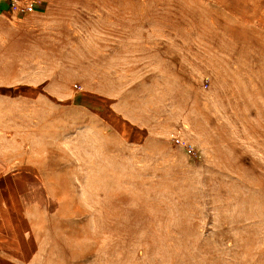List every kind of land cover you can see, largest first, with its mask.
Returning <instances> with one entry per match:
<instances>
[{
    "label": "rangeland",
    "instance_id": "374dc122",
    "mask_svg": "<svg viewBox=\"0 0 264 264\" xmlns=\"http://www.w3.org/2000/svg\"><path fill=\"white\" fill-rule=\"evenodd\" d=\"M44 3L0 19L8 137L56 197L28 264H264V0Z\"/></svg>",
    "mask_w": 264,
    "mask_h": 264
},
{
    "label": "crops",
    "instance_id": "0c3cea01",
    "mask_svg": "<svg viewBox=\"0 0 264 264\" xmlns=\"http://www.w3.org/2000/svg\"><path fill=\"white\" fill-rule=\"evenodd\" d=\"M45 5L43 3L34 12L21 15L22 21L19 22L7 19L6 11L10 14V10L6 3L0 1V19L6 23V32L23 30L24 24L33 22L39 16L38 13L44 11ZM8 16L15 18L11 14ZM2 66L0 64V264H28L32 259V251L25 244L26 212L45 211L56 203V197L52 195L40 165L38 166L34 158L26 159L23 145L18 144V138L13 140L8 137L10 133L14 131L16 134L17 131L14 127H9L8 114L11 113L14 118V114L18 117L22 113L17 109L15 112L10 111L7 103L13 102L10 99L24 102V97L18 94L15 97L9 96L7 92L12 85L7 79H3ZM22 83L18 82L16 86Z\"/></svg>",
    "mask_w": 264,
    "mask_h": 264
},
{
    "label": "built area",
    "instance_id": "2783aa9c",
    "mask_svg": "<svg viewBox=\"0 0 264 264\" xmlns=\"http://www.w3.org/2000/svg\"><path fill=\"white\" fill-rule=\"evenodd\" d=\"M7 4L12 14L18 16L34 12L38 6H41L45 0H0Z\"/></svg>",
    "mask_w": 264,
    "mask_h": 264
},
{
    "label": "bare ground",
    "instance_id": "6f19581e",
    "mask_svg": "<svg viewBox=\"0 0 264 264\" xmlns=\"http://www.w3.org/2000/svg\"><path fill=\"white\" fill-rule=\"evenodd\" d=\"M42 197V195H40Z\"/></svg>",
    "mask_w": 264,
    "mask_h": 264
}]
</instances>
